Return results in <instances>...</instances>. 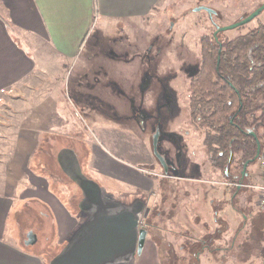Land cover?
Masks as SVG:
<instances>
[{
	"label": "crops",
	"instance_id": "crops-1",
	"mask_svg": "<svg viewBox=\"0 0 264 264\" xmlns=\"http://www.w3.org/2000/svg\"><path fill=\"white\" fill-rule=\"evenodd\" d=\"M166 2L0 0V264H45L40 247L24 245L25 234L33 230L44 241L60 245L81 222V195L57 160L63 149L79 159L86 157L87 175L107 193L137 195L146 202L152 198L155 206L154 189L163 181L152 171L156 159L151 133L146 132L144 120L130 112L139 86L134 54L123 45L104 53L97 37L106 26L143 29L153 10ZM263 14L264 10L256 16L259 22H264ZM125 53L126 60L115 59ZM147 86L148 78L137 100L141 105H154L156 97ZM84 115L92 126L89 139L69 132L71 117L81 121ZM177 132L183 133L181 129ZM184 136L187 141L192 133L185 130ZM41 150L43 158L38 156ZM163 174L165 180L177 179ZM258 181H262L259 165L255 177L249 172L248 182L241 186L255 190ZM107 189L123 194L114 195ZM162 199L164 208L175 206L173 214L170 208L164 213V226L173 227L170 233H189L188 213L181 205L184 198L165 193ZM13 211L16 236L7 232ZM154 226L145 230L133 264H162L150 232ZM35 249L40 253L32 252ZM225 264H232L231 260Z\"/></svg>",
	"mask_w": 264,
	"mask_h": 264
},
{
	"label": "rangeland",
	"instance_id": "rangeland-1",
	"mask_svg": "<svg viewBox=\"0 0 264 264\" xmlns=\"http://www.w3.org/2000/svg\"><path fill=\"white\" fill-rule=\"evenodd\" d=\"M263 3L264 0H167L166 5L153 10L154 14H152L151 20L143 29H138L137 27L106 26L107 30L97 37L98 48L103 50L104 53L109 54L108 52L115 45H123L127 46L134 54V59L137 63L136 80H139V86L134 91L136 94L135 105L130 109V112H133V117L138 120H144L146 132L151 133L152 140L156 134L162 136L165 132H177L181 129L183 131L180 134L183 136L184 158H188L192 165L196 164L195 167L197 168L189 166L187 171L189 175L187 177H172L177 178L173 180L163 179V170L157 160H155L152 169L157 174L158 180L162 179L163 182H160L161 184L154 189L157 201L155 210L158 212L156 214L153 212L147 213L148 217L150 216L149 222L157 227V229L152 228L154 230L150 231L151 236L160 245L159 248L162 249L161 254H166L167 249L172 246L175 248L174 252L178 253L179 257L184 258L176 261L178 264H191V261L188 259L185 251L178 250L181 244L186 241L185 238L180 235L181 233H175L174 231L170 233L173 227L166 228L164 226L166 216L164 213H167L169 208L170 214L175 212V206L169 205L168 208H164L161 196L165 193H171L177 199L179 197L184 198L181 205L188 213V225H186V229L189 231V234H196L195 236L207 234L211 239L209 248L213 247V241L214 244H217L225 240L226 244H229L228 237H231L235 226L243 220L242 215L248 216L246 219L247 223H249L247 224L248 231L250 224L252 226L254 224L261 225V222L264 221V208H260L256 204L258 190H251L246 187L236 198L231 199L230 192L228 191L230 184H227L228 182L219 171L212 169L208 165L202 145V134L189 124L187 105L189 95L188 75L190 72L197 71L200 63L198 36L202 33H211L214 29L212 22L222 27L230 25L241 16L247 17ZM198 7L212 9L215 14L211 15L210 19L206 10L200 9L196 11L195 9ZM261 18L264 20V14ZM257 19V17L253 18L246 26L255 25L259 21ZM244 31H237L235 28H232L218 32L217 35L220 39L231 38ZM132 52H129V56H131ZM125 55L126 53L119 54L115 59L117 61H124L129 58L125 57ZM165 55L167 56L166 59ZM178 72H181L179 79ZM146 78H148V92L150 95L156 97L154 105H141L137 100V95L142 90L141 85ZM65 87H67L66 84H64V90L66 91ZM164 96L172 97L174 103H176L174 105V108L176 107L175 113L168 111L167 104H164ZM72 102L70 100V104ZM71 118L68 122L69 132L76 136H87L85 138H88L92 126L87 116L85 118L81 117V121L74 116ZM120 119L122 118L120 117ZM119 123L121 124V121ZM185 130L192 133L191 139L189 138L187 141L184 136ZM165 147L169 149V152L166 153L167 159H164V161L166 165H169V161L173 162L175 160L174 155L178 153L169 142L159 138L158 142H156L157 150H162ZM38 156L43 158L44 153L42 150ZM35 160H38V158ZM257 163L258 161H254L247 168L251 178H254L256 175L259 165ZM188 178H193L194 180H188ZM107 191L114 195L123 194L108 189ZM151 207L152 201L149 208ZM214 208L221 219H225V228L219 234L216 232L218 223L214 219ZM146 216L143 215L141 217L139 229L145 227ZM196 223L201 224L200 226L202 227ZM161 225L165 228L166 235H162ZM16 231V217L13 211L7 221V232L8 234L13 233L16 236ZM159 236L162 237V241L159 240ZM255 253L256 251L253 250L252 254L255 255ZM201 256V264H219L213 259L212 253L206 252L201 254ZM162 257L163 263L169 264L170 261L167 259V256ZM247 264L262 263L260 259L253 258Z\"/></svg>",
	"mask_w": 264,
	"mask_h": 264
},
{
	"label": "trees",
	"instance_id": "trees-1",
	"mask_svg": "<svg viewBox=\"0 0 264 264\" xmlns=\"http://www.w3.org/2000/svg\"><path fill=\"white\" fill-rule=\"evenodd\" d=\"M244 17H239L235 22ZM212 25L214 29L211 33L198 36L199 67L188 75L189 124L201 132L208 165L219 171L230 184L228 191L230 198L234 199L246 188L241 185L248 182L249 164L264 152V22L258 21L250 27L246 24L236 26L237 31H245L222 39L217 35L223 31L222 26L214 22ZM164 104H167L170 113H175L176 103L172 97L164 96ZM182 137L180 133L169 131L159 136L178 153L174 155L175 160H170L167 165L168 176L189 175V159L184 158ZM74 196L78 199L79 195ZM156 205H152L148 214L158 212ZM214 213L218 223L216 232L219 234L225 228V220L219 217L216 209ZM242 216L243 220L229 237V244L223 239L217 244L213 241V247L209 248L211 239L207 234L194 238L188 232H183L181 234L186 241L178 250L187 253L191 264H198L199 256L206 252L212 253L219 264H225L227 260H231L232 264L245 263L253 258L260 259L264 264V221L261 225L250 224L248 231V216ZM149 219L147 215V230L152 226ZM155 242L162 264V256H167L169 264H178L176 261L184 259L174 252L173 246L167 249L166 254H161L162 249ZM253 250L256 251L255 255L252 254ZM32 252L40 253L38 249Z\"/></svg>",
	"mask_w": 264,
	"mask_h": 264
},
{
	"label": "water",
	"instance_id": "water-1",
	"mask_svg": "<svg viewBox=\"0 0 264 264\" xmlns=\"http://www.w3.org/2000/svg\"><path fill=\"white\" fill-rule=\"evenodd\" d=\"M200 9L209 14L214 12L205 7L195 10ZM262 10L264 3L247 17L222 29L247 24ZM156 142L157 134L152 141L153 153L164 172H167ZM63 150L57 160L61 170L81 195L78 209L82 220L60 245L44 241L33 230L26 233L24 245L40 247L45 253V264H133L137 248L146 234L145 229H139V221L143 215H147L152 198L147 203L145 197L137 195L114 197L87 175L86 157L79 159L72 151Z\"/></svg>",
	"mask_w": 264,
	"mask_h": 264
},
{
	"label": "built area",
	"instance_id": "built-area-1",
	"mask_svg": "<svg viewBox=\"0 0 264 264\" xmlns=\"http://www.w3.org/2000/svg\"><path fill=\"white\" fill-rule=\"evenodd\" d=\"M257 161L259 163V168L262 173V183H259L254 186L255 190H258V196L256 200V204L260 208H264V152L259 154Z\"/></svg>",
	"mask_w": 264,
	"mask_h": 264
},
{
	"label": "flooded vegetation",
	"instance_id": "flooded-vegetation-1",
	"mask_svg": "<svg viewBox=\"0 0 264 264\" xmlns=\"http://www.w3.org/2000/svg\"><path fill=\"white\" fill-rule=\"evenodd\" d=\"M208 13V12H207ZM213 13L214 12H212V13H208V15H209V17L211 18L212 16L211 15H213ZM151 140H152V138H151ZM158 140H159V136H158V134H157V142H158ZM153 141V140H152ZM158 151V153H159V155H160V157L162 158V160L164 161V159H166V151H169V149L168 148H163L162 150H157ZM155 159L158 161V163H159V165H160V167L162 168V170H163V173H166V172H164V169H163V166L161 165V163L159 162V160L155 157ZM164 163H165V161H164ZM165 165H166V163H165ZM166 167H167V165H166ZM168 169V168H167ZM26 235V234H25Z\"/></svg>",
	"mask_w": 264,
	"mask_h": 264
}]
</instances>
